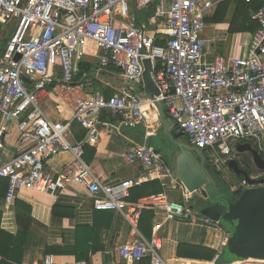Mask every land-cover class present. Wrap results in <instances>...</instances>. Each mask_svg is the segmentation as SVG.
Returning a JSON list of instances; mask_svg holds the SVG:
<instances>
[{"label": "built area", "instance_id": "built-area-1", "mask_svg": "<svg viewBox=\"0 0 264 264\" xmlns=\"http://www.w3.org/2000/svg\"><path fill=\"white\" fill-rule=\"evenodd\" d=\"M130 1L0 0V22L13 27L0 59V114L4 125L16 121L19 129L15 156L0 164V178L9 180L4 207L13 204L22 188L53 192L74 182L86 190L95 209L121 212L138 235L119 248L121 257L130 263L148 259L149 264H170L161 254V238H147L139 230L143 209L162 210L168 220L211 227L217 222L194 209L193 193L177 180L173 189L181 194L179 199L170 198L169 185L162 181V191L130 201L136 186L171 174L146 141L133 144L124 156L127 163H138L145 175L114 184L102 183L92 172L84 159L85 147L100 139L101 125L119 130L145 124V107L159 103L191 144L206 150L217 170L228 163L234 140L252 142L264 157V0L251 15L258 28L244 54L212 60L205 58V19L208 11L227 0H158L153 17L158 26L152 34L131 13ZM156 1L135 4L141 9ZM156 33L163 36L162 43H157ZM90 43L99 48L95 57L101 70L119 69L130 82L143 80L144 61L151 60L159 93L142 97L121 88L107 97L76 82ZM48 87L70 108L71 119L54 121L45 114L40 101ZM104 114L116 122L102 121ZM75 122L86 135L73 143ZM62 152L70 153L72 160L54 177L46 163ZM39 264L58 263L49 253Z\"/></svg>", "mask_w": 264, "mask_h": 264}, {"label": "crops", "instance_id": "crops-1", "mask_svg": "<svg viewBox=\"0 0 264 264\" xmlns=\"http://www.w3.org/2000/svg\"><path fill=\"white\" fill-rule=\"evenodd\" d=\"M152 4L138 9L135 0L130 1L131 13L136 15L140 23L147 26L151 34L158 26L153 18L156 9L153 11ZM222 4L224 2L216 5L206 15V28L203 37L205 39V58L208 60L214 59L217 55L224 57L243 55L256 31L253 32L248 28L251 24L250 16L253 13L248 10L245 17L249 16V21L243 20V23H238L236 29L232 30L231 25L237 11L236 3L230 4L223 22L211 20ZM0 26L1 50L5 39L10 37L13 27L1 22ZM156 34V38L160 37L163 40V36L159 33ZM244 35H249V38L240 43ZM95 55L90 54L86 61L97 64L98 68L93 73L105 86L113 88L114 91L128 88L141 96L146 95L147 91L143 80L130 82L121 73L111 68L105 69L104 71L107 72H104L99 68ZM51 91V88L48 87L47 91L42 93L41 101L45 103V110L41 107L45 114L54 121L71 119L73 113L70 108L58 101ZM161 106L160 108L159 106L145 107L146 122L136 128L122 127L117 130L106 125L100 126V139L95 144L85 147L84 159L102 183L114 184L126 179L142 178L145 175L142 167L138 163H127L124 156L133 144H142L146 141L148 146L157 152L171 168V174L163 175L159 181L168 183V193L172 200L173 198L179 199L181 194L173 189L175 180L186 185L180 173L192 171L196 165L199 166L202 158L197 151L192 150L189 137L179 129L180 126L172 118L169 110L164 105ZM102 121L116 122L109 114H104ZM18 135L17 122L12 121L4 125L0 114V143L2 144L0 164L15 156ZM85 135L86 130L78 122L73 123L70 141L75 143L84 139ZM246 142L249 141H231L232 150L228 156L229 160L232 157H240V154L236 152V147L239 143ZM203 152L206 158L205 164L209 167L211 163L206 156V150ZM71 160L70 153L62 152L47 161V170L54 177H58ZM211 165L219 173H224L228 169L227 163L221 165L220 171L214 164ZM235 179L244 183V179ZM246 187L247 184L243 189ZM190 191L193 193L190 201L194 209L201 212L195 204V200H198L197 193ZM3 194L4 188H1L2 228L14 235L27 230V235L21 246L20 260H6L0 256V264H39L49 253L55 255L58 264L75 261H87L89 264H135L126 261L119 254L121 246L138 239L134 229L121 212L95 209L92 199L82 186L73 182L61 185L53 192L22 188L16 192L15 200L9 208L4 207L5 196ZM146 209L151 215H147V217L144 215V232L139 230L147 238H151L153 235L161 238L163 246L161 254L166 261L170 264H214L213 262L218 264L215 259L221 254L230 238V233L221 223L217 222L215 227H211L186 219L168 220L162 210ZM180 243L214 248L218 250V256L213 261L179 257L177 247ZM49 247L51 249L65 247L67 251L60 252L52 249L49 252ZM86 253H88L86 258H82V260L77 258V255L83 257ZM219 264H264V262L256 259L235 261L227 252Z\"/></svg>", "mask_w": 264, "mask_h": 264}, {"label": "water", "instance_id": "water-1", "mask_svg": "<svg viewBox=\"0 0 264 264\" xmlns=\"http://www.w3.org/2000/svg\"><path fill=\"white\" fill-rule=\"evenodd\" d=\"M144 66L143 82L147 93L142 97H153L159 93V88L153 79L151 60L146 59ZM157 106L162 107L159 103ZM191 148L200 154V164L192 171L180 175L187 187L197 193L196 206L203 215L221 223L228 230L230 238L226 249L233 260L256 259L264 262V177H253L248 168L244 169L242 155H250L248 164L262 171V174L264 157L250 142L237 145L236 152L240 157H232L227 163V168L235 174L243 175L247 187L236 196L220 188L217 178L205 164L203 150L193 145Z\"/></svg>", "mask_w": 264, "mask_h": 264}, {"label": "trees", "instance_id": "trees-1", "mask_svg": "<svg viewBox=\"0 0 264 264\" xmlns=\"http://www.w3.org/2000/svg\"><path fill=\"white\" fill-rule=\"evenodd\" d=\"M262 0H252L251 2H247V0H227L224 2V4L220 5L217 9V12L215 13L214 17L211 19L213 21L217 22H223L226 18V11L230 4L236 3L237 5V11L235 14V18L232 22V30H235L238 23H243V20L249 21V16L245 17L246 11L253 12L255 9L259 8L260 2ZM158 5V0L152 4L153 11H155L156 7ZM206 20V19H205ZM250 26L248 27L253 32L258 28V23L251 20L250 16ZM1 29V26H0ZM9 40L6 38L4 41V45L2 49L0 50V59L2 58L5 49L6 44ZM162 39L160 37L157 38V43H162ZM99 65V64H98ZM79 72L75 76L76 82H83L87 85L92 86L94 91L100 90L103 91L104 94L109 97L111 96L115 91L113 88H108L104 85L102 81L99 80V78H96L95 74L93 73L95 70H97L98 66L95 63L87 62L86 59L82 60L79 64ZM112 70L117 71L118 73H121L122 71L119 69L111 68ZM86 75V76H85ZM131 90V89H130ZM132 91V90H131ZM181 130V128H179ZM250 155H242V163L248 164ZM250 172V170H249ZM239 179H243L242 175H238ZM9 180L7 178H0V189L4 188V194L3 196H6L7 190H8ZM241 187L235 192L236 196H238L241 193ZM162 191L161 182L159 180H153L144 182L139 186H136L132 190V197L130 198V201H138V199L148 196L150 194H154L157 192ZM24 205V204H23ZM147 217V215H151V213L147 209H143L141 211L140 215V221H139V229L141 232H144V226H143V217ZM2 211L0 210V256H2L6 260H14L18 261L20 260V251L22 243H24L27 235V230L21 231L17 233L16 235L9 233L5 229L2 228ZM53 250H57L60 252H66L67 248H52ZM50 247L48 248L49 252L52 250ZM75 249V248H74ZM226 247L223 249L221 254L218 256V250L211 248V247H205V246H198V245H191L188 243H180L177 247V255L179 257H185V258H193V259H201L206 261H213L216 256L217 263H221L223 261L224 254H227ZM88 253H86L83 257L80 255H77V258L79 260H82V258H86ZM3 263H6V261H3ZM125 264V263H121ZM135 264H149L148 259H143L140 262H137Z\"/></svg>", "mask_w": 264, "mask_h": 264}, {"label": "flooded vegetation", "instance_id": "flooded-vegetation-1", "mask_svg": "<svg viewBox=\"0 0 264 264\" xmlns=\"http://www.w3.org/2000/svg\"><path fill=\"white\" fill-rule=\"evenodd\" d=\"M204 153V152H203ZM205 154V153H204ZM243 168L246 169L248 168L250 170L251 175H253V177L256 178H262L264 177V174H262V171L260 170H256L255 167L252 168V166H245V164H242ZM208 169L210 170V172L212 173V175L217 178V182L220 186V188H224L230 195H236L235 192L241 187V189L243 190L245 184V180L244 183L243 182H238L235 178H238V175H236L235 173H233L232 170H229L230 173L232 174L233 180L230 181L229 179L227 180L224 176H222L223 173H219L218 171L214 170L213 166L210 164ZM255 169V171L253 170ZM244 179V178H243ZM241 190V192H242Z\"/></svg>", "mask_w": 264, "mask_h": 264}, {"label": "rangeland", "instance_id": "rangeland-1", "mask_svg": "<svg viewBox=\"0 0 264 264\" xmlns=\"http://www.w3.org/2000/svg\"><path fill=\"white\" fill-rule=\"evenodd\" d=\"M249 35H244L241 40H240V43H243L246 38H249L248 37ZM87 51L90 53V54H97L99 52V48L96 44H92L90 43L88 46H87ZM104 71V70H103ZM104 72H107V71H104ZM41 106L43 107V109L45 110V103L41 101ZM173 168H174V163H173ZM223 176L228 180L232 181L233 180V177H232V174L230 173V171L228 169H226L223 173ZM216 225H214L213 227H215Z\"/></svg>", "mask_w": 264, "mask_h": 264}, {"label": "bare ground", "instance_id": "bare-ground-1", "mask_svg": "<svg viewBox=\"0 0 264 264\" xmlns=\"http://www.w3.org/2000/svg\"><path fill=\"white\" fill-rule=\"evenodd\" d=\"M148 107V106H147Z\"/></svg>", "mask_w": 264, "mask_h": 264}]
</instances>
